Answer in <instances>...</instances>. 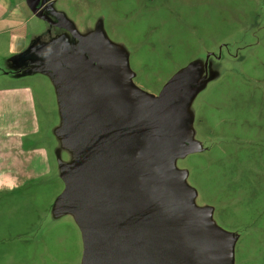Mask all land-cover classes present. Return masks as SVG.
<instances>
[{
	"label": "rangeland",
	"instance_id": "rangeland-1",
	"mask_svg": "<svg viewBox=\"0 0 264 264\" xmlns=\"http://www.w3.org/2000/svg\"><path fill=\"white\" fill-rule=\"evenodd\" d=\"M6 1L27 16L40 6L76 31L40 36L47 22L25 24L29 60L42 57L21 80L34 90L53 171L0 191V264H112L98 234L123 264H173L179 254L189 264H264V0ZM104 44L122 51L106 54L119 88L103 95L104 127L90 120L99 174L72 193L59 161L75 164L82 151L56 139L61 109L46 73L57 64L48 58L52 49L73 56L70 69L87 67L95 82L93 53ZM81 196L98 201V218L63 207Z\"/></svg>",
	"mask_w": 264,
	"mask_h": 264
},
{
	"label": "crops",
	"instance_id": "crops-1",
	"mask_svg": "<svg viewBox=\"0 0 264 264\" xmlns=\"http://www.w3.org/2000/svg\"><path fill=\"white\" fill-rule=\"evenodd\" d=\"M39 8L40 6H31L29 8L30 15L27 16L25 6L11 5L6 0H0V72L2 74L0 75V191L20 188L27 182L42 179L53 171L49 149L41 142L39 136L41 125L34 90L30 83L22 81L23 77L35 75L39 70L37 68L28 72L29 74L26 73L28 63L38 66L40 62L37 59L42 57L40 52L33 60H29L34 48L28 49L30 43L28 44L25 24L32 17L37 18L40 22H47V26L41 30L42 33L40 31L33 34L41 33L40 36L49 32L54 34L74 32L75 28L69 24L61 25L51 22L49 18L39 12ZM77 37L79 42L77 48L82 52L85 51L92 58L87 40L81 35ZM97 52L108 63L107 55L112 56V59L122 57L120 47L115 45L104 44ZM93 55L98 62V68L95 61L93 62L101 73L100 80L95 82L92 80L95 72L87 67H84L82 72L70 69L72 64H69L68 61L74 60L73 56L64 59L62 55L52 49L48 58L49 63L55 61L57 64L55 67L57 73L51 71L46 73L56 79L54 83L61 109L60 122L55 128L58 136L56 139L58 141L59 138L60 143L76 149L78 153L82 151L75 157L78 158L77 162L74 161L75 164L67 165L59 161V172L61 175L66 174L64 179L67 182V189L71 188L72 193L82 187L89 176L98 174L92 168L91 155L97 147L99 138L97 132L93 133L90 120L96 117L99 119L101 127H104L107 104L103 95L106 88H115L116 91L119 88L117 81L111 77L110 73L107 74L105 65H103L105 63L97 54L93 53ZM83 56L87 57L85 54ZM10 61L16 65L19 64V66L7 68L6 64ZM109 67L112 71L110 64ZM64 80L75 85V89L63 87ZM60 87L62 88L60 89ZM74 124L78 127L77 129H74ZM85 136L88 140L86 142ZM70 205L87 206L92 214L94 200L87 196L70 198L64 202L63 207ZM98 251L104 256V259L109 258L103 245H99Z\"/></svg>",
	"mask_w": 264,
	"mask_h": 264
},
{
	"label": "water",
	"instance_id": "water-1",
	"mask_svg": "<svg viewBox=\"0 0 264 264\" xmlns=\"http://www.w3.org/2000/svg\"><path fill=\"white\" fill-rule=\"evenodd\" d=\"M76 31V30H75ZM95 54H97L98 55V57H100V59L106 64H108V68H109V73H110V75H111V77L112 78H114L113 77V74H112V71H110V67H109V63L108 62H106L102 57H101V55L96 51V52H94ZM115 79V78H114ZM93 168V167H92ZM98 174H99V172L98 171H96ZM94 200V206L92 205V207H93V213H94V215H96V218H98V216H99V210H98V201L96 200V199H93ZM96 222V221H95ZM97 223V225H96V228L95 229H99V225H98V222H96ZM102 223L103 224H105L106 223V218H103L102 219ZM97 234H98V232H96ZM100 241H102L103 243H105V245H103L104 247H105V249L107 250V253H108V256H109V259L112 261V264H123V262H118L117 261V258L114 256V254H113V252H112V250H111V248L108 246V242H107V240L105 239V238H103V236H101L100 234H98L97 236H96ZM180 256V254L176 257V258H174V260L173 261H170L171 263H173V264H189V263H186V262H183V261H178L177 260V258Z\"/></svg>",
	"mask_w": 264,
	"mask_h": 264
}]
</instances>
